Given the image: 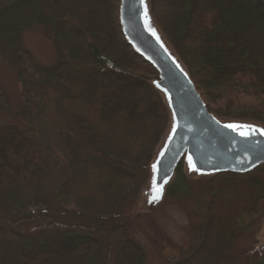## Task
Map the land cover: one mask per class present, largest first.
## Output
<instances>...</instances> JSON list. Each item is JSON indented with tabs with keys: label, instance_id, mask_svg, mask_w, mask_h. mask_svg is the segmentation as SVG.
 Wrapping results in <instances>:
<instances>
[{
	"label": "trees",
	"instance_id": "obj_1",
	"mask_svg": "<svg viewBox=\"0 0 264 264\" xmlns=\"http://www.w3.org/2000/svg\"><path fill=\"white\" fill-rule=\"evenodd\" d=\"M160 2L165 10L159 27L209 112L264 126V0ZM118 8L119 0H0V56L20 98L12 112L16 122L0 124V203L19 214L14 221L0 217V264L108 260L111 250L102 237L114 235L120 225L70 224L38 234L19 230L20 224L47 218L32 212L49 202L45 155L65 175L54 190L55 201L73 216L112 219L131 208L149 178L170 112L154 85L156 71L124 39ZM34 27L53 44L50 65L37 64L22 46V32ZM53 84L61 90L56 97L46 90ZM145 100L155 111L149 119L142 112ZM10 111L8 91L0 82V112ZM71 117L91 152L73 135ZM182 167L183 160L165 200L189 195L191 184ZM78 176L89 177L93 189L83 187ZM200 193L207 196L201 241L175 264H215L232 247L264 211V165L249 173L204 175ZM241 255L224 257L225 263L234 264ZM143 258L140 247L125 239L115 264H142ZM247 264H264V251L249 256Z\"/></svg>",
	"mask_w": 264,
	"mask_h": 264
},
{
	"label": "rangeland",
	"instance_id": "obj_2",
	"mask_svg": "<svg viewBox=\"0 0 264 264\" xmlns=\"http://www.w3.org/2000/svg\"><path fill=\"white\" fill-rule=\"evenodd\" d=\"M7 2L8 0H3ZM35 2V0H34ZM147 9L150 16V28L154 29L164 45L177 58L169 44L166 42L164 33L159 27L162 12L165 10L160 0H146ZM197 37L194 41H197ZM22 46L27 49L33 56L35 62L42 66L50 65L55 60V51L52 42L46 36L42 29L34 27L25 30L21 34ZM0 82L3 83L8 91L11 111L8 113L0 112V124L15 123L12 112L17 108L20 102L18 86L11 70L8 68L4 59L0 56ZM47 93L50 97H56L60 94V88L56 85L46 86ZM128 115L135 116L132 110H127ZM142 112H145L147 118L154 117L153 106L149 100L143 102ZM217 118V117H216ZM221 122H242L260 127L264 130V126L252 120H233L217 118ZM70 124L73 135L81 143L83 150L91 152L90 145L78 134L77 125L73 117L70 118ZM172 122L171 117L167 128L161 137L149 164V178L139 189V196L136 202L129 210H122L118 215L112 219H96L84 218L80 216H73L68 211L59 208L54 198L55 188L64 180L65 175L60 166L50 157L45 155L49 165V170L43 183L47 188L48 205L37 210H32L36 216L44 217L38 221L23 223L19 225V230L31 234H38L44 230H55L60 228L58 226L85 224L97 227L98 225H105L113 227L120 225L117 232L108 237H102L105 248L111 251L108 254L106 264H115V257L119 249L120 242L125 239H131L144 254L142 264H175L177 260L189 256L198 246L202 238L201 223L204 218V202L207 200L205 194H201L202 179L204 175L195 171H190L183 160V171L185 172L190 184L191 191L187 196H177L174 200H165L164 194L156 200L150 202L152 195L151 186V166L156 159L160 149L162 148L170 130ZM81 140V141H80ZM89 174H91L89 172ZM92 175V174H91ZM83 187L90 188L89 177L78 176L77 181ZM171 181V180H170ZM85 182V183H84ZM79 183V186H80ZM169 184V183H168ZM167 184V185H168ZM167 187V186H166ZM165 187V189H166ZM93 188H90L92 190ZM138 190V189H137ZM197 196H200L198 198ZM0 217L17 220L18 212L5 208L0 203ZM98 220H101L98 221ZM57 225V227H56ZM212 231L216 229L217 226ZM215 231V232H216ZM111 245V246H110ZM207 248L202 252L201 256L205 254ZM264 251V211L241 232L237 235L231 248H227L221 259L215 264H226L224 257H229L231 254L236 255L242 253L234 264H247L248 258L251 255H259ZM199 256V258L201 257ZM49 262H46L48 264Z\"/></svg>",
	"mask_w": 264,
	"mask_h": 264
},
{
	"label": "water",
	"instance_id": "obj_3",
	"mask_svg": "<svg viewBox=\"0 0 264 264\" xmlns=\"http://www.w3.org/2000/svg\"><path fill=\"white\" fill-rule=\"evenodd\" d=\"M118 19L126 43L156 71L154 85L172 122L151 166L152 195L162 197L181 160L202 175L243 174L264 165V130L242 122H221L209 112L182 63L150 28L146 0H119Z\"/></svg>",
	"mask_w": 264,
	"mask_h": 264
},
{
	"label": "snow or ice",
	"instance_id": "obj_4",
	"mask_svg": "<svg viewBox=\"0 0 264 264\" xmlns=\"http://www.w3.org/2000/svg\"><path fill=\"white\" fill-rule=\"evenodd\" d=\"M227 127H232V128H236V127H245V126H237V125H227ZM247 127H251V126H247ZM262 134H264V132H262ZM158 196H153L150 200V202H152L153 200L158 199Z\"/></svg>",
	"mask_w": 264,
	"mask_h": 264
}]
</instances>
